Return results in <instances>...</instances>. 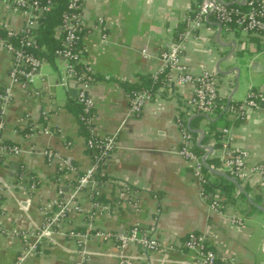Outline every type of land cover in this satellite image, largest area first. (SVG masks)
I'll return each mask as SVG.
<instances>
[{
  "label": "crops",
  "instance_id": "obj_1",
  "mask_svg": "<svg viewBox=\"0 0 264 264\" xmlns=\"http://www.w3.org/2000/svg\"><path fill=\"white\" fill-rule=\"evenodd\" d=\"M198 6L199 0H84L79 50L94 76L89 90L95 103L93 134L98 138L117 134V146L101 170L105 179L97 181L95 196L111 211L97 213L92 220L85 214L70 213L64 229L86 230L90 225L114 233L127 232L135 225L154 229L153 237L164 248L144 256L139 246H131L127 254L134 264H201L196 253L184 247L191 232L206 236L216 253V264H264V192L237 180L244 189L241 191L205 168L215 188L210 195L207 192V199L202 198L191 164L179 155L182 137L177 124L178 118L185 121L194 136V149L203 160L206 149H211L207 165L215 171L224 173L217 158L224 129H230L234 137L230 149H245L251 164L264 166V105L248 111L244 120L227 110L230 98L231 107L243 103L251 90L264 95V38L237 29L227 31L210 15L184 43L183 62L194 76L204 70L217 73L222 102L216 113L206 115L208 119L189 113L186 102L194 85L179 86L162 76L160 85H152L154 97L142 113L130 114L128 91L146 86L160 72L167 45L185 30V17L194 14ZM100 19L102 30L98 28ZM25 23L24 13L0 0L1 35L6 33L5 26L20 32ZM59 31L62 35L61 27ZM245 56L247 61L242 62ZM43 60L29 90L22 85L12 87L13 99L3 115L2 141L20 147L23 153L0 159V264H14L21 252L22 240L12 236V231L37 232L44 222L45 207L58 198V191L71 194L78 177L93 164V153L86 145L90 133H82L78 117V86H61L62 57L56 55L53 62ZM253 62L258 64L250 77L237 86V72L229 71ZM11 63V55L0 45V90L10 86ZM36 123L48 127L51 135L28 138L29 127ZM199 130L204 138L196 133ZM47 148L75 171H54L55 166L33 153ZM34 184L36 189L31 191ZM214 199L224 205L222 214L212 211ZM77 201L86 210L92 208L89 191L80 193ZM234 218L241 219L243 225H235ZM87 251L90 264H120L114 242L91 241ZM77 259L75 241L57 235L46 240L26 264H75Z\"/></svg>",
  "mask_w": 264,
  "mask_h": 264
},
{
  "label": "built area",
  "instance_id": "obj_2",
  "mask_svg": "<svg viewBox=\"0 0 264 264\" xmlns=\"http://www.w3.org/2000/svg\"><path fill=\"white\" fill-rule=\"evenodd\" d=\"M12 10L22 12L26 16V23L20 32L5 26L6 36L14 39L17 43L8 42L0 38V45L11 55L12 63L9 72L10 86L0 90V159L4 156H20L23 151L18 146L5 144L2 141L4 130L3 115L7 105L13 99L12 87L22 85L30 89L34 80V74L44 65V60L36 56L32 49L37 48L34 32L39 27V19L51 9V0L44 3L43 0H2ZM231 4L220 0H199L198 10L185 17V30L178 32L175 38L169 42L162 54V66L160 72L153 77V86L160 85L161 77L166 82L175 81L177 85H194V91L186 102V107L191 114H203L211 116L220 108L222 98L220 96L218 75L216 72L204 70L201 75L194 76L183 62V45L204 25L210 15H215L219 24L227 31L237 29L240 32L250 35L257 34L264 38V0H232ZM84 0H69L68 11L63 16L61 30L64 40L59 49L55 51L58 57L64 59V71L60 80L61 86L68 88L70 83L78 86L77 101L82 107L80 121L84 123L90 133L86 141L88 149H96L92 166L77 179V185L71 194L63 189L58 191V198L44 209V222L37 232L14 230L11 235L22 240V249L14 264H26L31 255L38 253L39 247L48 239L54 236L63 235L75 241L78 248V259L75 264H90L87 251V244L91 241L114 242L120 254V264H134L128 257V249L135 245L141 248L142 255L158 252L164 247L153 237L154 229L143 228L135 225L124 233L102 231L89 226L86 230H65L64 221L70 213H81L87 215L90 220L93 215L109 213V206L100 204L95 198L98 195L96 173L104 168L108 157L116 149L117 134L98 138L93 134V123L95 119V103L89 97V90L94 82V76L90 66L83 61V56L77 47L81 41L84 27ZM98 28L103 29V20L98 22ZM107 41V36L104 35ZM146 53V51H143ZM178 73V76H173ZM154 97L153 89H143L133 92L129 96L130 114L139 115ZM264 105V95L251 90L247 99L240 104L229 107L228 111L239 120H244L250 110H258ZM178 127L181 133V146L179 155L193 168L202 187L201 196L207 199V185L209 178L205 173L202 156L194 149V136L182 118H178ZM40 135H51L48 127L40 124H33L28 129V138H35ZM234 140L230 129H224L220 135L222 150L217 158L222 165V171L230 177L244 183L254 185L264 192V166L250 163V153L245 149L232 150L230 142ZM33 153L43 156L49 166L57 167L58 171L67 169L74 172L72 165L61 159L52 149L33 150ZM60 159V161H59ZM59 161V163H57ZM57 163V164H56ZM31 191H35L36 185H32ZM0 187V194L2 193ZM83 191H89L92 198V208L84 209L77 201ZM211 209L216 214L224 212V205L220 199H214ZM97 211V212H96ZM235 225H243L239 218L232 219ZM35 238L32 242L30 238ZM187 250L196 253L201 264H216V253L209 247L206 236L191 232L184 241ZM264 248V245H263Z\"/></svg>",
  "mask_w": 264,
  "mask_h": 264
},
{
  "label": "trees",
  "instance_id": "obj_3",
  "mask_svg": "<svg viewBox=\"0 0 264 264\" xmlns=\"http://www.w3.org/2000/svg\"><path fill=\"white\" fill-rule=\"evenodd\" d=\"M48 0H43L44 3H47ZM51 9L48 12H45L41 18L39 19L40 25L35 30V40L37 41V48L32 49L33 52L38 56L39 58L46 59L47 61L53 62L56 59L55 51L59 49L63 43L64 35L60 34L59 28L62 25L63 22V16L68 11V2L69 0H51ZM60 34V35H58ZM0 37L5 39L8 42H14L17 43L16 40L10 39L5 35L0 33ZM77 50H79V45L77 47ZM153 85V78L149 81V83L141 88H130V91H128L129 95H131L135 91L143 90V89H152ZM79 104V103H78ZM78 117L80 119L82 115V107L79 104L78 105ZM81 125V131L84 134H88L89 131L87 130V127L84 123L80 121ZM87 132V133H86ZM92 151L93 155V161L95 156L98 154V151L96 149H90ZM200 153V152H199ZM102 169H100L96 175V180L100 183L105 178L102 175ZM54 171H58L57 167L54 169ZM65 171H68L67 169H64L63 171L59 173H64ZM206 173V172H205ZM77 185V181L75 184V188ZM74 188V190H75ZM214 185L209 183L206 187L208 194L210 195L213 193ZM73 190V191H74Z\"/></svg>",
  "mask_w": 264,
  "mask_h": 264
},
{
  "label": "water",
  "instance_id": "obj_4",
  "mask_svg": "<svg viewBox=\"0 0 264 264\" xmlns=\"http://www.w3.org/2000/svg\"><path fill=\"white\" fill-rule=\"evenodd\" d=\"M220 26H222L221 24H220ZM234 45H236V44H234ZM234 53H235V51H233V52H231V55H234ZM228 59V58H227ZM244 61H247V57L245 56L244 58H243V61L242 62H244ZM256 64H258V63H256V62H253L252 63V65H250V66H247V67H245V68H242V67H239V66H234L229 72V74H233V73H235V72H237V78H236V80H237V86L239 85V83H240V81L242 80V79H245V78H249L250 76H249V73L251 72V71H253V69H254V66L256 65ZM225 74V73H224ZM231 101H232V98H230V100H229V103H228V109H229V107H230V105H231ZM227 109V110H228ZM203 117H205V118H209V117H207L206 115H202ZM196 133H198V134H200L201 136H202V138H204V132L203 131H196ZM200 143H198L199 144V146H201V143H202V140L201 141H199ZM192 146H194V145H192ZM207 150V155H206V157L204 158V160H203V164H204V166H205V168L206 169H208V170H210L212 173H214V174H216V175H218V176H221V177H224L225 179H227L228 181H230V182H232V183H234L236 186H237V188L238 189H240L241 191H244V189L242 188V186L239 184V182L236 180V179H234V178H232V177H230L229 175H227V174H225V173H221V172H218V171H215L214 169H211L208 165H207V158L211 155V149H206ZM263 211H264V209H263Z\"/></svg>",
  "mask_w": 264,
  "mask_h": 264
}]
</instances>
